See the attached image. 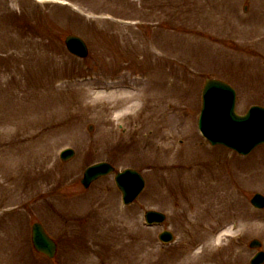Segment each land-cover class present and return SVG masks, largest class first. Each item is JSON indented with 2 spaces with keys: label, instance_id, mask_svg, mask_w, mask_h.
I'll use <instances>...</instances> for the list:
<instances>
[{
  "label": "rangeland",
  "instance_id": "1",
  "mask_svg": "<svg viewBox=\"0 0 264 264\" xmlns=\"http://www.w3.org/2000/svg\"><path fill=\"white\" fill-rule=\"evenodd\" d=\"M207 78L236 89L239 114L264 106V0H0V264H250L264 145L242 156L202 136ZM122 90L135 97L115 106ZM100 161L144 176L133 204L114 175L83 187ZM34 222L55 257L35 251Z\"/></svg>",
  "mask_w": 264,
  "mask_h": 264
},
{
  "label": "water",
  "instance_id": "2",
  "mask_svg": "<svg viewBox=\"0 0 264 264\" xmlns=\"http://www.w3.org/2000/svg\"><path fill=\"white\" fill-rule=\"evenodd\" d=\"M68 50L80 57L89 53L85 41L76 35H68L65 39ZM236 91L228 83L214 78H207L203 90V108L199 120V127L204 136L213 144H223L241 154L250 153L255 146L264 143V107L252 106L245 115L235 111ZM75 151L67 148L61 152L65 161L73 158ZM115 168L107 162L90 165L84 172L82 183L85 187L98 178L113 173ZM117 185L123 192L126 204L134 201L145 188V179L134 169H125L115 176ZM252 204L257 208L264 207V196L257 193L252 198ZM166 216L163 213L149 210L146 219L149 224L162 223ZM164 242H170L173 234L164 231L159 235ZM32 241L35 249L52 258L57 252V243L46 232L43 225L36 222L32 226ZM261 241L255 239L251 242L254 248L261 247ZM264 251H259L251 264H263Z\"/></svg>",
  "mask_w": 264,
  "mask_h": 264
},
{
  "label": "bare ground",
  "instance_id": "3",
  "mask_svg": "<svg viewBox=\"0 0 264 264\" xmlns=\"http://www.w3.org/2000/svg\"><path fill=\"white\" fill-rule=\"evenodd\" d=\"M118 92H120V91H115V92H112L111 94H112V96H115V93H117L118 94ZM128 94V91L127 90H122V92H121V94H118V95H122V99H118L117 97H115V99H114V101H115V106H117V105H119V101H124V102H126L128 99H134V97L135 96H129V95H127ZM124 95H127L128 97H126V96H124ZM129 101V100H128ZM129 107H131V106H129ZM263 175H264V173H263ZM264 180V179H263ZM263 183H264V181H263ZM228 233H230V230H227V231H225V232H223L222 233V235H225V234H228Z\"/></svg>",
  "mask_w": 264,
  "mask_h": 264
}]
</instances>
